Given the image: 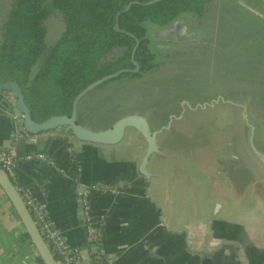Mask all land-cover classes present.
Masks as SVG:
<instances>
[{
    "label": "crops",
    "instance_id": "obj_1",
    "mask_svg": "<svg viewBox=\"0 0 264 264\" xmlns=\"http://www.w3.org/2000/svg\"><path fill=\"white\" fill-rule=\"evenodd\" d=\"M21 129L16 108L0 104V150L17 149V140L28 138L18 133ZM129 131L128 146L125 140L116 146L80 142L67 128L38 135L34 144L24 145L22 156L43 152L53 163L19 159L13 181L44 204L48 218L72 248L81 249L89 238L82 213L88 192L106 264H264V179L255 180L254 173V179L250 174L241 179L236 170L228 176L227 170H216L209 176L200 161L192 172L207 181L209 177L210 183L193 176L183 179L175 165L171 176L166 164L152 168L155 158L167 157L159 143L161 154L153 157L150 169L169 180V192L161 179L148 186L138 172L147 144L134 129L125 139ZM24 234L0 186V264H40Z\"/></svg>",
    "mask_w": 264,
    "mask_h": 264
},
{
    "label": "rangeland",
    "instance_id": "obj_2",
    "mask_svg": "<svg viewBox=\"0 0 264 264\" xmlns=\"http://www.w3.org/2000/svg\"><path fill=\"white\" fill-rule=\"evenodd\" d=\"M13 1L0 0V42L2 27ZM238 2L243 7L239 9L240 13L242 12L246 18L242 13L237 14L229 8L230 13L227 14V0H219L213 4L202 20L198 21L190 15L184 17L188 34L193 36L184 40H169L156 35L157 32L169 28L170 25L163 27L150 22L146 23V38L156 53L157 67L144 74L143 78H116L105 83L103 87H98L90 92L80 103V122L93 129H106L123 116L140 113L148 117L153 130H159L161 127L167 126L170 115L179 116L181 114L182 103L188 102L193 107L197 103L211 102L220 96L238 104V106L227 103L224 111L223 107L216 112L207 110L206 113L199 111L197 114H193V111H187L185 114H187L189 123L186 124H179L173 120L171 129L165 131L168 132L167 134L176 135V141L169 144L168 148L164 143L161 144L165 151L163 153L167 157L155 158L156 163H153L152 168L159 169L166 164L167 173L172 176L174 168L170 167L176 166L179 162L168 159L170 155L178 154L179 157H186L187 153L183 148H192L194 143L195 147L199 149V144L207 141L206 135L213 134L215 131V134L219 136V139L217 138L219 141L215 144V148H211L210 155L213 157L218 154L221 158L227 159L226 166L222 162L216 163L219 168L227 167V176L229 172L231 174L236 170L237 174L241 173V179L243 176L250 178L253 173L255 180L264 179V166L251 150L249 142L251 130L242 115L244 112L242 106H245L250 123L256 127L255 144L260 151L264 152V86L260 85V79L264 76V65H262L264 56L257 58L256 48L253 50L251 48V56L236 53L238 46L235 45L239 42L236 39L238 38L236 34L233 44L229 45L227 41V36L230 35L227 34L229 27L227 18L234 24L237 23L235 17L237 19L244 17L246 20L247 15L264 20V1L239 0ZM46 29V51H48L57 42L64 29L62 15L57 13L49 18L46 21ZM231 34L233 35L234 32L231 31ZM232 35L231 39L234 38ZM251 40L245 42L248 43ZM45 55L41 58L39 65ZM255 59L257 60L254 61ZM248 62H252L255 66V73L245 72L246 69H249L246 68ZM230 66L235 69L231 73H227V67ZM241 66H243L242 69ZM249 76H253V78L250 79ZM239 78L254 81H245L248 90H243V87L232 86L236 80H240ZM255 93L257 96H253ZM10 96L14 101L12 94ZM215 113L216 117L214 118L221 119V124L224 127L221 124H217L215 127L213 123L206 122ZM222 116H226L223 121ZM220 129L227 131L224 134ZM219 133L222 135L220 136ZM131 134L132 132L129 131L128 137L124 141L125 146H128ZM141 143L145 144L143 139H141ZM195 156L200 158L198 152L195 153ZM199 160V166L205 173H210L209 176L215 175L216 170H220L216 169L217 166L211 168L210 165L201 162V158ZM192 168V165L190 168H184L183 172L189 175L186 176V180L187 177L193 176L194 180L199 178L202 184L210 183L209 177L208 181L202 176L196 177L197 173L195 172L194 175ZM222 171L224 170L222 169ZM251 179H254L253 176ZM251 179L246 181L249 182Z\"/></svg>",
    "mask_w": 264,
    "mask_h": 264
},
{
    "label": "trees",
    "instance_id": "obj_3",
    "mask_svg": "<svg viewBox=\"0 0 264 264\" xmlns=\"http://www.w3.org/2000/svg\"><path fill=\"white\" fill-rule=\"evenodd\" d=\"M151 1L154 0H14L1 32L0 82L20 84L31 114L39 123L55 115H70L76 97L90 84L120 70L135 68L132 56L137 39L140 40V45L135 53V61L141 65L140 72L125 73L117 79L143 78L144 74L157 67L156 53L146 38V23L172 27L189 15L199 21L219 0H164L148 5ZM238 1L227 0V14L230 13L228 8L237 14L242 13L239 9L243 7ZM135 2L137 4L132 5L118 20V14ZM57 13L62 15L64 29L54 46L46 51V21ZM244 17H235L236 24L227 18V34H230L227 41L229 45L233 44L237 35L239 42L235 45L238 46L236 53L251 56V48H256L257 58H263L264 20L248 15L245 20ZM117 21L125 33L116 31ZM231 31L234 32L233 35ZM231 35L234 38L231 39ZM250 39V42H245ZM43 55L44 60L39 65ZM246 68L249 69L245 72L255 73L252 62H248ZM234 69L232 66L227 67V73ZM249 78L252 79L253 76ZM239 79L232 86L243 87V90H248L245 81H254ZM260 85L264 86V76L260 79ZM10 94H0V104L7 109L14 108ZM167 133L161 135V144ZM191 147L183 148L187 153L186 157L178 156L173 159L179 162L175 164L183 179L187 176L183 172L184 168H190L200 161V158L195 157L198 152L195 144ZM85 234L88 235L86 223ZM23 239L30 240L27 234L23 235ZM99 239L97 242L100 245ZM87 240L90 241L89 238ZM88 241L80 249L81 259L86 260V264H106L104 257L99 262L91 256L93 248L88 246ZM39 263L42 264L41 260Z\"/></svg>",
    "mask_w": 264,
    "mask_h": 264
},
{
    "label": "water",
    "instance_id": "obj_4",
    "mask_svg": "<svg viewBox=\"0 0 264 264\" xmlns=\"http://www.w3.org/2000/svg\"><path fill=\"white\" fill-rule=\"evenodd\" d=\"M161 1L164 0H154L151 1L148 5L155 4ZM134 4H137V2L129 4L125 10H123L121 13L118 14L117 19L119 20V17L122 14L127 13ZM185 20L186 18H181L180 21L176 22L172 27L164 30H160L158 32V36L175 41L184 40L186 38H192L193 37L192 34L187 33V26L185 25ZM115 29L118 32L125 33L120 29L119 21H117V24L115 25ZM176 33H178L179 35H177ZM139 45H140V40L137 39L136 46L134 48V53L132 56V60L135 66L134 69L120 70L114 74L107 75L102 79L97 80L96 82L90 84L76 97L70 115H63V116L55 115L42 123L35 121V119L33 118L30 108L26 103L25 94L19 83L0 82V94L11 93L12 96L14 97V107L22 117L23 132L25 136L26 135L28 136V138L22 137L17 140V150H18L17 156L19 158L22 156V151L25 144L35 143L34 138L36 136L48 132L56 131L60 128H67L71 132L73 137L80 142L95 144V145H104V146H116L121 144L125 140L128 130L134 129L143 137L144 141L147 144V150L145 152L144 158L142 159V162L138 167L139 174L144 177L145 182L148 186L152 184V181L154 179H161L164 182L165 186L167 187V191L169 192V185H170L169 180L163 174L153 172L150 169V164L155 155L161 154V148L159 145V136L165 130H170L173 120L181 119L183 117V114L180 117L171 116L170 122L167 124V126H163L159 130H153L148 117L140 113H134L123 116L110 127L99 130H95L83 125L79 119L80 103L90 92L102 86L103 84L107 83L108 81L120 77L125 73L140 72L141 65L135 61V53ZM220 99L223 98L221 97ZM214 103H218V101H215ZM214 103L210 104V106H214ZM227 103L232 104L234 106H238V104L231 101H227ZM185 104L189 108H192V106L188 102H185ZM206 106L207 104L202 105V108H206ZM242 108L244 110L242 114L243 118L247 126L251 130L250 139H249L251 150L264 166V152L260 151L257 148L254 140L256 127L253 124H251L248 119V116L246 114L247 108L245 106H242ZM0 186L3 188L9 200L13 204L18 216L20 217L25 227V234L29 236L30 241L35 247L38 253L39 260H41L42 264H60L57 258L52 253L43 234L40 232L15 182L8 175V173L1 168H0Z\"/></svg>",
    "mask_w": 264,
    "mask_h": 264
},
{
    "label": "built area",
    "instance_id": "obj_5",
    "mask_svg": "<svg viewBox=\"0 0 264 264\" xmlns=\"http://www.w3.org/2000/svg\"><path fill=\"white\" fill-rule=\"evenodd\" d=\"M18 133L24 134L23 129L18 130ZM17 154L18 151L15 147L0 150V168L6 171L13 180L15 178V169L19 159H25L27 161H44L50 164L53 163L51 158L43 152L27 153L20 158ZM17 188L58 262L60 264H85V261L80 257V249L70 247L61 233L55 228L53 222L48 218L44 204L34 197L29 190L24 191L23 188L19 186H17ZM82 211L91 247H93L92 256L101 262L103 255L100 251L99 242H97V239L100 238L101 234L97 231V226L88 200V192H86L82 198Z\"/></svg>",
    "mask_w": 264,
    "mask_h": 264
},
{
    "label": "flooded vegetation",
    "instance_id": "obj_6",
    "mask_svg": "<svg viewBox=\"0 0 264 264\" xmlns=\"http://www.w3.org/2000/svg\"><path fill=\"white\" fill-rule=\"evenodd\" d=\"M170 28V27H169ZM167 29V28H166ZM187 33H188V30H187ZM177 35H179L178 33H176ZM221 97L219 96L217 99H215V100H212L211 102H204V103H197L195 106H193L192 108H189L186 104H185V102L184 103H182V111H181V114L179 115V116H176V115H170L169 116V122H170V118H171V116H176V117H180L182 114H183V117L181 118V119H179V120H177V119H174V122L176 121L177 123H180V124H186V123H189V120L187 119L188 117H187V114H185L187 111H193V114H197V112H199V111H201V112H204V113H206V111L208 110V111H212V112H216V111H218V110H220L221 109V107H223L222 109H223V111L224 110H226V107H227V100L225 99V98H223V99H220ZM215 101H218V103H214ZM212 103H214V106H210V104H212ZM205 104H207V106H206V108H202V105H205ZM191 105V104H190ZM192 106V105H191ZM210 117H212V118H209L206 122L207 123H209V124H212L213 123V125H215V127H216V125L217 124H221V119H217V118H214V117H216V113H215V115L214 116H210ZM224 118H226V116H222V121L223 120H225ZM168 122V123H169ZM211 122V123H210ZM210 126V125H209ZM220 126V125H219ZM221 126H223L222 124H221ZM224 127V126H223ZM153 128V127H152ZM174 128V127H173ZM220 130H222L223 131V133L225 134V132L227 131L226 129H220ZM169 131V130H168ZM166 132V131H165ZM163 134V133H162ZM161 134V135H162ZM161 135L159 136V143H161ZM219 135L221 136L222 135V133H219ZM219 136L218 135H216L215 134V131L213 132V134L212 133H208V135H206V142L205 143H203L202 141V143H200L199 145H200V148L199 149H197V151H198V153H199V156H200V154H202L201 156H200V158H201V162H205V164L206 165H210L211 166V168H214V167H216L217 165H216V163L218 162H222V163H224L225 164V166H226V164H227V159H224V158H221V156H219L218 154L216 155H214L213 157H211V155H210V152H211V148L213 147V148H215V144H217V142L219 141V140H217V138H218ZM168 138V140L169 141H167L166 139ZM219 139V138H218ZM164 141L169 145V144H171V143H175V141H176V137L174 136V134H172V133H170V134H168L167 135V137L166 138H164ZM171 146V145H170ZM196 146V145H195ZM206 155H208V157H206ZM204 158H205V161H204ZM226 162V163H225ZM212 163H213V165H212ZM216 169H220L221 171H222V169L224 170L223 172H226V170H227V167H225V168H219L218 166H217V168Z\"/></svg>",
    "mask_w": 264,
    "mask_h": 264
}]
</instances>
